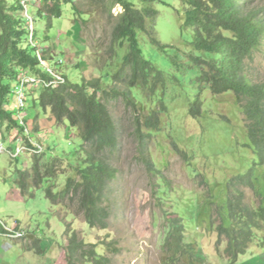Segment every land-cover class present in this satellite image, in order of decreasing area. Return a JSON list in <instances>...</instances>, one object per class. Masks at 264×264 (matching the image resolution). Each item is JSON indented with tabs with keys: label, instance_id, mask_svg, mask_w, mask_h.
Listing matches in <instances>:
<instances>
[{
	"label": "rangeland",
	"instance_id": "rangeland-1",
	"mask_svg": "<svg viewBox=\"0 0 264 264\" xmlns=\"http://www.w3.org/2000/svg\"><path fill=\"white\" fill-rule=\"evenodd\" d=\"M126 1L137 9L144 7L142 0ZM31 3L8 0V6L17 9L10 13L22 18V28L27 23L25 15L34 19V41L44 61L69 82L99 79L103 89H111V76L121 66L127 43L114 46V54L110 53L114 22L99 6L103 3L73 0L72 5L62 6V15L53 19L51 28H47L46 15L39 13L38 3ZM151 6L158 15L155 21L148 22L146 32L138 34L139 47L144 59L164 72L166 84L161 94L167 111L160 116L158 131L148 135L142 125L138 134V125L158 110L160 93L151 98L132 90L135 110L120 99L108 103L118 146L111 160L116 178L104 199L111 207L107 229L91 228L82 215L75 214L76 206L68 200L51 205L45 199L47 189L60 192L69 178H76L77 170L83 168L85 153L77 130L66 123L57 125L49 111H43L34 101L39 92L27 95L25 125L30 131L36 125L32 135L36 131L47 134L41 144L43 152H39V167L57 158L63 170L57 179H43L38 189L30 188L34 197L19 193L16 181L20 173L32 172L35 157L30 153L11 159L8 151H14L16 135H11L7 123L0 127L7 150L0 154V220L11 223L18 219L37 229L45 250L42 256L37 254L38 262L25 260L24 256L16 262V253L8 264H68L66 254L62 259L61 253L68 249L67 226L79 240L95 245V251L108 264H230L224 254L227 242L217 240L214 206L225 205L227 182L247 173L256 161L246 147L249 139L244 115L233 93L214 96L197 82L200 69L196 60H207L209 56L196 50L194 29L185 25L187 0H155ZM256 7L263 9L260 19L264 21V0H250L249 8ZM113 9V17L123 12L118 5ZM23 41L28 44L26 34ZM247 67L254 83L264 81V50L247 61ZM197 98L202 102V113L193 118L189 108ZM15 131L28 145V137L20 129ZM146 160L153 171L147 168ZM255 176V187L264 196V167L256 166ZM235 190L243 193L242 204L259 207L262 200L257 190L243 186ZM177 218L182 226L175 223ZM256 234L257 238L234 264H264V231ZM31 238L35 237L27 233L24 239L29 243ZM80 264L92 263L81 260Z\"/></svg>",
	"mask_w": 264,
	"mask_h": 264
},
{
	"label": "trees",
	"instance_id": "trees-1",
	"mask_svg": "<svg viewBox=\"0 0 264 264\" xmlns=\"http://www.w3.org/2000/svg\"><path fill=\"white\" fill-rule=\"evenodd\" d=\"M105 8L107 16L114 22L111 31V50L114 46L127 43V53L121 66L111 76L114 86L103 89L99 79L82 81L79 84L69 82L55 89H43L34 99L43 111H49L57 125L66 123L78 132L80 148L85 153L83 168L77 170L76 178H69L60 192L51 189L45 191V199L51 205L64 200L75 204V214L82 215L91 228L107 229L111 218L110 203L105 204L109 184L116 178L117 171L111 164L112 155L117 150L118 137L116 126L108 109V103L119 99L127 108L135 110L136 100L132 90H138L148 97L160 93L158 110L148 116L144 123L138 125L137 132L143 126L148 135L158 131L161 125V114L167 106L161 94L166 84L164 72L145 60L139 47L138 34L146 32L150 21H155L158 12L151 6L155 0H142L144 7L137 9L126 0H98ZM73 0H42L39 13L47 18V28H51L53 19L60 18L63 5H72ZM185 25L192 27L195 33V48L207 53L209 59H197L200 69L198 84L205 86L212 95L228 92L234 94L241 108L249 144L256 161L245 174L229 180L226 185V203L214 206L218 225L215 232L218 242L226 241L224 251L230 264H234L240 255L255 238L258 231H264V196L256 189L255 167H264V81L254 83L248 75L249 61L257 52L264 50V21L260 19L262 8L250 9V0H187ZM121 6L123 12L113 17L111 10ZM8 6V0H0V127L7 123V128H17L15 120L4 107L9 103L11 87L15 80V69L20 67L31 73L43 76L37 58L29 52L22 28V18H15ZM155 30V24L152 31ZM113 46V47H112ZM202 102L196 99L189 108L193 118L200 117ZM36 130V125L34 126ZM142 130V131H144ZM21 133L23 129H20ZM140 131V132H139ZM18 139V137L16 138ZM32 172L20 173L17 186L23 196L34 197L31 189H38L43 179H57L63 167L55 158L49 160L42 168L39 159L42 155H34ZM149 171L153 166L146 160ZM43 169V173L41 172ZM33 173V175H32ZM41 174V175H40ZM35 178V181H34ZM243 186L257 190L261 196L259 207H248L242 204L243 193L235 190ZM31 188V189H30ZM232 192V193H229ZM213 206V204H211ZM213 214V208L210 209ZM214 218H212V221ZM182 226L180 218L175 220ZM3 231L0 225V232ZM68 264L86 261L92 264H108L107 260L95 251V245L79 240L75 231L66 227ZM29 249L41 255L40 239L31 238ZM264 243V236L261 238Z\"/></svg>",
	"mask_w": 264,
	"mask_h": 264
},
{
	"label": "built area",
	"instance_id": "built-area-1",
	"mask_svg": "<svg viewBox=\"0 0 264 264\" xmlns=\"http://www.w3.org/2000/svg\"><path fill=\"white\" fill-rule=\"evenodd\" d=\"M30 1L32 3H38L39 8L42 5V0H39L38 2L37 0ZM114 10L116 12V9H112V11ZM24 18L27 19V23L24 24L23 30L28 37L29 44L28 45L26 42V46L28 49H30L29 47H32V53L38 60L43 76L35 75L30 71L20 67L15 69V80L11 87L9 103L5 105L4 109L15 120L17 128L14 129H23L22 134L28 137L29 144L27 145L25 141L23 142L22 137L17 135L18 131H11L12 136L16 135L13 138L15 141H17L14 151H8L11 159H17L23 154H32L33 156L39 155V152H43V146L41 144L47 137V134L41 131H36V133L32 135L31 132H35V130L33 129L34 131H30L25 125L26 113L24 112V109L27 106V95L35 92L40 93L43 89H55L66 83L65 76L56 69H53L49 63L44 61V59L41 57V50L38 48L37 42L34 41V19L27 17L26 15ZM17 137L18 139H16ZM1 140L2 138L0 136V154L4 151H7ZM0 225L3 228V232H1V234L11 241L22 240L27 236L26 228L15 229L4 224L1 220Z\"/></svg>",
	"mask_w": 264,
	"mask_h": 264
},
{
	"label": "crops",
	"instance_id": "crops-1",
	"mask_svg": "<svg viewBox=\"0 0 264 264\" xmlns=\"http://www.w3.org/2000/svg\"><path fill=\"white\" fill-rule=\"evenodd\" d=\"M17 190H19L18 187H17ZM19 193H20V190H19ZM13 220L14 221L11 223H4V224L8 225L9 227L15 228V229H23V228L27 227L26 230H27V233L29 235L34 236L36 239L41 238L39 236L40 232L37 229L29 227V225L18 221V219H13ZM1 232H3V231H1ZM1 232H0V248H1V250H0V264H8V261H10L11 259H14V255L16 253H17L16 254L17 255L16 256V262L19 261L21 256H24L25 260L28 258V259L32 260L33 262H38V258H37L38 255L33 250L29 249L28 243H26L27 239L11 241V240L7 239L3 234H1ZM40 241H41V239H40ZM41 248H42V246H41ZM42 250H43V254H44L45 250L43 248H42ZM61 253H62V259H64L65 254H66V249H62ZM61 253H59L57 255L58 258L60 257ZM43 254H41V256ZM12 261H14V260H12Z\"/></svg>",
	"mask_w": 264,
	"mask_h": 264
}]
</instances>
